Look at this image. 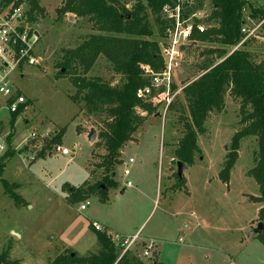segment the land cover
Returning <instances> with one entry per match:
<instances>
[{
	"label": "rangeland",
	"instance_id": "obj_1",
	"mask_svg": "<svg viewBox=\"0 0 264 264\" xmlns=\"http://www.w3.org/2000/svg\"><path fill=\"white\" fill-rule=\"evenodd\" d=\"M62 3L40 0L44 16L32 24L40 34L34 49L39 63L18 68L10 76L12 85L26 98L23 111L27 109L19 113L22 116L13 129L8 109H0V122H5L0 132L4 137L11 134L10 146L17 151L2 176L10 191L20 197L16 202L0 183V255L5 253L9 260L17 261L13 264H52L67 250L78 256L93 255L100 249L92 227L96 221L108 233L157 239L156 259L163 264H264V244L251 232L261 206L249 198L259 194L249 170L256 163V136L241 140L229 180L219 177L232 134L242 127L240 102L229 92L223 108L207 117L205 132L197 134L200 151L183 168L181 182L176 172L173 152L188 118L182 88L202 73L200 65L205 60L214 57L206 52L210 44L195 45L184 53L172 77L169 104L152 105L153 113L120 150L121 163L114 167L117 175L108 173L115 185L106 190V199L91 192L74 202L69 200L70 187L84 184L86 188L101 180L104 172L99 165L105 150L101 142L96 144L97 137L94 142L86 138L91 127L97 135L103 126L101 118L88 115L82 103L71 99L75 87L66 75L56 76L63 50L94 32L88 18L73 14L58 18L55 9ZM256 29L247 47L259 60L264 57V31ZM87 76L112 84L118 81L102 56ZM63 127L60 143L69 153L38 156L41 142ZM45 133L48 137L44 139ZM29 155L34 159L29 161ZM126 167L129 174L125 177L122 171ZM86 201L85 208L79 209ZM137 249L142 250L141 244ZM154 252L141 260L152 262ZM223 254L230 255L232 262Z\"/></svg>",
	"mask_w": 264,
	"mask_h": 264
},
{
	"label": "trees",
	"instance_id": "obj_2",
	"mask_svg": "<svg viewBox=\"0 0 264 264\" xmlns=\"http://www.w3.org/2000/svg\"><path fill=\"white\" fill-rule=\"evenodd\" d=\"M11 1V0H6ZM15 4L25 1L29 9L26 11L28 21L34 23L38 16H44V8L40 0H14ZM167 0H63L56 7L58 18L73 14L77 18H88L94 32L90 33L70 49H65L61 61L57 64L56 76H67L75 87L71 99L82 103V109L92 116H99L103 126L97 131L96 144H103L105 153L100 167L104 175L101 180L86 188L83 185L70 187L69 200L74 202L91 192L101 193L106 199L107 189L115 185L109 176L115 172V165L121 163L120 150L131 139L134 132L145 121L147 115L154 111L149 102L136 98V90L148 83V77L143 74L142 65L151 67L155 72L161 71L163 58L158 42L166 34V18L160 14L161 5ZM211 10L209 21L212 25L206 32L198 35L202 43L212 45L206 52L215 54L205 60L200 66L202 73L182 88L183 99L186 101L188 118L185 119L184 131L174 149L176 162L183 161L186 165L194 162L196 153L200 151L197 144V134L205 132V122L212 111H219L225 104L227 92L239 100L240 122L242 127L232 134L229 150L219 170V177L228 181L230 169L238 157L237 150L243 138L249 135L257 138V158L250 168L259 188L257 196L249 198L262 206L258 210L257 220L264 223V57L256 60L247 47L249 38L234 48L243 38L241 32L245 18L242 8L246 0H210ZM131 4V7H128ZM251 6V5H250ZM250 17L261 22L264 31V10L251 6ZM110 64L116 83L97 76H87L91 67L100 57ZM174 88V86H172ZM26 104V103H25ZM24 105L18 111L11 113L10 128L22 112ZM142 112H146L145 115ZM0 123V130L3 126ZM64 127L57 129L53 136L45 141L38 152L44 156L45 149L51 144L60 143ZM9 145L0 155V183L16 202L20 201L17 194L9 189L8 181L2 176L7 161L17 153ZM101 142V143H100ZM182 177L179 178V182ZM101 184V185H100ZM96 241L100 249L90 256H78L66 251L58 254L52 264H163L152 259L145 263L132 251L120 255V249L111 239L112 233L94 228ZM264 244V232L256 234ZM13 264L4 253L0 255V264Z\"/></svg>",
	"mask_w": 264,
	"mask_h": 264
},
{
	"label": "built area",
	"instance_id": "obj_3",
	"mask_svg": "<svg viewBox=\"0 0 264 264\" xmlns=\"http://www.w3.org/2000/svg\"><path fill=\"white\" fill-rule=\"evenodd\" d=\"M246 1L247 3L241 10L245 22L240 28L244 38L234 48H237L247 38L255 36L256 28H260L263 22L252 20L250 10L251 6L264 10V0ZM28 9L29 6L25 1L15 4L14 0H0V109L6 107L10 114L18 111L22 105H24L23 109L26 108V98L19 88L12 85L10 76L18 68L39 63L34 49L40 34L32 27L33 23L28 21L26 14ZM210 10L211 3L210 1L207 3L206 0H167L161 5L160 14L168 22L165 28L166 34L158 42L164 68L155 72L147 65L141 66L143 74L148 77V83L136 90L135 96L138 100L149 102L154 106L164 101L169 104L174 71L186 51L195 45L202 44L198 35L206 32L212 25L211 20H208ZM31 135L35 136L34 133ZM42 137L45 139L48 134L45 133ZM43 138H41L42 141ZM41 143L42 147L43 142ZM6 148V137L0 132V153ZM55 153L66 155L69 151L61 143L51 144L49 149H45L46 155ZM26 158L29 161L34 159L33 155L26 156ZM128 160L132 162L133 158L130 157ZM122 173L126 177L129 169L124 168ZM126 185H130V180H126ZM87 204V201L80 203L79 209H84ZM92 227L98 231L105 230L103 225L96 221L92 222ZM111 239L120 249V255L130 250L141 259L150 256L155 248L154 241L149 240L141 251L137 249L138 234L127 236L112 234Z\"/></svg>",
	"mask_w": 264,
	"mask_h": 264
},
{
	"label": "water",
	"instance_id": "obj_4",
	"mask_svg": "<svg viewBox=\"0 0 264 264\" xmlns=\"http://www.w3.org/2000/svg\"><path fill=\"white\" fill-rule=\"evenodd\" d=\"M86 138L89 140V142H94L96 139V129L94 127H91L87 133ZM186 167V164L183 161L178 160L177 162V175L179 178H181L182 176V170L183 168ZM114 176L117 175L116 172L113 173ZM252 233L255 234H260L264 232V223L262 221H258L257 225L251 230ZM14 234H16L15 232H13ZM17 235V234H16Z\"/></svg>",
	"mask_w": 264,
	"mask_h": 264
},
{
	"label": "crops",
	"instance_id": "obj_5",
	"mask_svg": "<svg viewBox=\"0 0 264 264\" xmlns=\"http://www.w3.org/2000/svg\"><path fill=\"white\" fill-rule=\"evenodd\" d=\"M26 110H27V109H26ZM26 110H25V111H26ZM25 111H23V112H21V113L23 114V113H25ZM22 114H19V116H22ZM19 116L16 118V120H15V122H14L15 125L17 124L16 121L18 120ZM8 122H9V121H8ZM0 123H2L1 126H5V122H4L3 120H1ZM120 152H122V151H120ZM253 196H254V195H253ZM260 205H261V204H260ZM261 206H262V205H261ZM261 206H260V207H261ZM260 207H259V208H260ZM259 208H258V210H259ZM258 210H257L256 213H258ZM256 222H258V220H257V215H256V217H255V219H254V221H253V223H254L253 225H254V226L256 225ZM127 235H128V234H127ZM149 240H153L154 243H156V240H157V239H155V238H149V237H147V236L142 237V238L140 237V239H139V241H138V244H141L142 249H143V246H145L146 242L149 241ZM259 241H260V243H261V240H258V242H259ZM261 244L263 245V243H261ZM261 244H260V245H261ZM263 246H264V245H263ZM155 247L158 248L157 244H155ZM154 250H155V252H154V256H155V258H154V259L157 260V259H156V256H157V254H158V251H157L156 249H154ZM223 257H226L227 259H229L230 262H232V260H233V259L231 258V256L228 255V254H223ZM157 261H159V260H157ZM161 263H162V262H161Z\"/></svg>",
	"mask_w": 264,
	"mask_h": 264
}]
</instances>
